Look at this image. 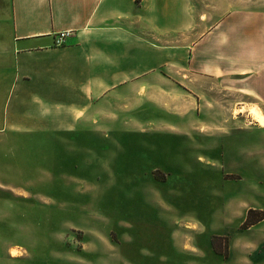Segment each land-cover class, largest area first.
<instances>
[{
	"label": "rangeland",
	"instance_id": "1",
	"mask_svg": "<svg viewBox=\"0 0 264 264\" xmlns=\"http://www.w3.org/2000/svg\"><path fill=\"white\" fill-rule=\"evenodd\" d=\"M180 1L179 4L172 0L168 7L170 11L179 12L181 17L165 16L160 19L161 23L181 25L185 19L188 23L194 21L192 16H195L192 23L196 26L195 32L183 34L181 30L180 43L187 44L193 37L206 38L198 49L181 48L179 56L174 54L180 65L166 67L163 71L169 77L174 75L175 81L165 83L173 90L163 94L158 103H154L155 97H148L144 117L156 119L155 109L167 115L192 113L193 119L188 123L184 121L187 123L184 126L200 129L201 134L219 135L221 129L236 131L248 125L262 127L248 113L253 106L264 113L262 103L239 94L241 85L245 84L240 82L239 85V0ZM263 4L264 0L240 2L242 7ZM251 73L241 78L259 75ZM123 101L118 97L114 113L104 118L111 122V129H106L111 130L106 137L107 143L95 140L99 136L88 129L80 133L87 144L66 146L62 144L72 137L57 133L50 147V170L48 165L46 172L36 168L32 172L34 177L29 178L22 177L23 173L14 176L5 171L4 182L19 187L15 190H19L20 197L34 199L29 209L21 203L19 210L23 213L22 209H27L35 221L31 218L30 221H0V254L3 256L0 264H239L248 261L246 256L251 258L252 252L264 248L257 235L240 230V221H244L240 217L241 210L236 217L227 209L239 207V202L246 206H264V169L256 165L246 167L247 164L243 169L239 167L236 151L238 147L239 152V133L223 137L218 149L211 153L198 150L190 153L182 146L184 140L180 143L164 134L155 135L164 151H161L159 162L170 171L169 180L161 186V198L172 208V214L168 217L167 212L155 205V199L139 192L131 194L129 212L124 213V147L123 136H119L126 131H157L159 126L155 121L146 125L138 114L128 115L127 110L137 106L123 107ZM139 120L143 125L136 123ZM107 131H98L100 139ZM43 139L37 141L40 144L36 146V159L45 153ZM94 141L99 143L95 151L101 157L99 160L97 155H92ZM171 143L178 146L175 148ZM48 150L46 146V153ZM27 153L30 152L19 153V165L13 163L11 167L22 172L33 170L34 164L39 163L29 161ZM76 153L82 157L77 163L79 170L67 172L69 167H65V160L74 159ZM218 154L220 159H214L213 166L197 160V155L208 159ZM71 163L73 166L74 162ZM153 166L154 162L150 163L152 169L143 178L145 186L164 179ZM125 180L132 184L130 178ZM125 215H128L126 219ZM250 219L254 220V216ZM83 224L86 226H81ZM220 234L228 241L226 258L216 254H225V239L216 241L215 251L210 245L213 237ZM155 250L166 252L155 256ZM12 251L16 253L14 257Z\"/></svg>",
	"mask_w": 264,
	"mask_h": 264
},
{
	"label": "crops",
	"instance_id": "2",
	"mask_svg": "<svg viewBox=\"0 0 264 264\" xmlns=\"http://www.w3.org/2000/svg\"><path fill=\"white\" fill-rule=\"evenodd\" d=\"M171 1L0 0V221H30V218L35 221L27 209L23 208V213L19 210L21 203L29 209L34 199L20 197L17 194L19 190H15L19 187L4 182L5 171L14 176L23 173L22 177L29 178L34 177L32 172L36 168L46 172L48 165L50 170V147L53 135L57 136V133L72 137L66 138L62 144L66 146L87 144L80 133L88 129L99 136L95 140L107 143L106 137L111 130L106 129H111V122L104 118L114 113L118 97L125 100L123 107L137 106L125 109L128 115L138 114L146 125L155 121L159 126L157 131H126L119 136H123L124 147V213L129 212L131 194L139 192L155 199V205L167 212L168 217L172 214V208H168L161 198V186L169 180L170 171L159 162L162 150L155 135L164 134L180 143L184 140L182 146L190 153L192 150L211 153L218 149L219 140L223 137L239 133V152L238 147L236 150L239 167L243 169L247 164L246 167L256 165L264 169V127L248 125L246 129L236 131L221 129L219 135L201 134L200 129L196 131V128L184 126L193 119L192 113L167 115L155 109L156 119L144 117L148 97H155L154 103H158L163 94L173 90H169L165 83L175 81L174 75L169 77L163 71L166 67L180 65L174 54L179 56L181 48L198 49L206 38L193 37L191 42L181 45V30L183 34L196 30L192 24L195 16L189 23L185 19L182 26L164 25L160 19L165 16L181 17L179 12L169 10ZM176 2L181 3L180 0ZM240 2L242 0H239V85L240 82L245 84L241 85L239 94L258 99L264 108V4L242 7ZM61 35H64L63 42L56 46L55 41ZM251 72L259 75L241 78ZM136 123L143 125L141 120ZM102 130L107 132L100 139L98 131ZM42 139L45 153L36 159V146L40 144L37 141ZM98 145L92 142L93 157L97 155ZM170 145L178 146L176 143ZM46 146L49 147L47 153ZM26 152H30L27 153L29 161L33 164L38 161L39 164L25 172L13 169L10 164L19 165L20 154L25 155ZM74 156V159L65 160V167H69L67 172L77 173L79 170L77 163L82 157L77 153ZM97 156L99 160L101 157ZM208 159L197 155V160H204L205 165L210 163L209 166H213V160L220 159V156ZM71 162L75 164L72 166ZM153 162V170H159L164 179L145 186L143 178L150 173V163ZM126 178L132 180L131 185ZM227 209L233 216L241 210V220L248 210L264 213V206H246L242 202H239V207ZM125 216L126 219L128 215ZM242 223L240 221L239 225ZM76 225L80 226L79 223ZM241 231L254 233L252 235H257L259 242L264 243V220ZM217 236L226 237L223 234ZM165 252L155 250L154 254L161 256ZM251 256H246L248 261L239 264H264V248L252 252ZM0 257L3 256L0 254Z\"/></svg>",
	"mask_w": 264,
	"mask_h": 264
},
{
	"label": "trees",
	"instance_id": "3",
	"mask_svg": "<svg viewBox=\"0 0 264 264\" xmlns=\"http://www.w3.org/2000/svg\"><path fill=\"white\" fill-rule=\"evenodd\" d=\"M251 216H254V220H251L250 217ZM264 220V213L263 212H259V211H254V210H248L246 212V215H245V219L242 223V225L240 226L241 230H246L248 229L249 227L261 222ZM221 239H225L226 241V245L228 243L227 241V238L226 237H213L212 239V242H211V248L212 250L215 251L214 247H215V244H216V241H219ZM216 253V252H215ZM225 254L223 253H216L218 254L219 256L223 257V258H226L227 255H228V245L226 246V251L224 252Z\"/></svg>",
	"mask_w": 264,
	"mask_h": 264
},
{
	"label": "bare ground",
	"instance_id": "4",
	"mask_svg": "<svg viewBox=\"0 0 264 264\" xmlns=\"http://www.w3.org/2000/svg\"><path fill=\"white\" fill-rule=\"evenodd\" d=\"M239 112H241V111H239ZM248 113L251 115L252 120L256 124L264 127V114L262 113V111L259 108L253 106V107L249 108ZM15 254H16L15 251L11 252V256L14 257Z\"/></svg>",
	"mask_w": 264,
	"mask_h": 264
},
{
	"label": "built area",
	"instance_id": "5",
	"mask_svg": "<svg viewBox=\"0 0 264 264\" xmlns=\"http://www.w3.org/2000/svg\"><path fill=\"white\" fill-rule=\"evenodd\" d=\"M64 35H61L56 41H55V45L56 46H60L62 44V40H63Z\"/></svg>",
	"mask_w": 264,
	"mask_h": 264
}]
</instances>
